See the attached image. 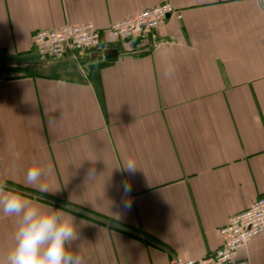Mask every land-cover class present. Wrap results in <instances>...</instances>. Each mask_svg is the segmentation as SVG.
Listing matches in <instances>:
<instances>
[{"label":"crops","instance_id":"0c3cea01","mask_svg":"<svg viewBox=\"0 0 264 264\" xmlns=\"http://www.w3.org/2000/svg\"><path fill=\"white\" fill-rule=\"evenodd\" d=\"M162 2L181 17L105 33ZM65 22L93 23L118 55L39 58L32 33ZM34 161L46 174L29 185ZM0 182L74 217L85 264L218 248V228L264 193V0H0ZM16 224L0 213V264ZM246 246L236 259L264 264V237Z\"/></svg>","mask_w":264,"mask_h":264},{"label":"built area","instance_id":"2783aa9c","mask_svg":"<svg viewBox=\"0 0 264 264\" xmlns=\"http://www.w3.org/2000/svg\"><path fill=\"white\" fill-rule=\"evenodd\" d=\"M180 18L181 14L169 2H162L122 20L112 21L105 29L111 39L130 40L156 30L167 17ZM102 31L91 22H65L56 29H37L32 33L33 47L41 59L61 57L65 54L102 51ZM217 234L220 246L204 257L171 256L167 264H249L247 259H236L237 252L245 249L252 238L264 237V193L247 207L231 214Z\"/></svg>","mask_w":264,"mask_h":264},{"label":"clouds","instance_id":"9594fccd","mask_svg":"<svg viewBox=\"0 0 264 264\" xmlns=\"http://www.w3.org/2000/svg\"><path fill=\"white\" fill-rule=\"evenodd\" d=\"M19 155L15 153L14 158L19 159ZM123 168L134 173L138 167L133 159H128ZM45 174L46 169L34 161L27 170L26 183L37 185ZM89 177H94V170L89 171ZM130 190L125 182V193ZM0 213L17 218L13 246L4 264H85L84 257L73 247L78 239L75 218L63 209L34 204L0 182Z\"/></svg>","mask_w":264,"mask_h":264},{"label":"water","instance_id":"95a60500","mask_svg":"<svg viewBox=\"0 0 264 264\" xmlns=\"http://www.w3.org/2000/svg\"><path fill=\"white\" fill-rule=\"evenodd\" d=\"M117 52L118 51L116 49H114V48H108V49H105L102 52V54H103L104 58H108L109 59V58H115L118 55Z\"/></svg>","mask_w":264,"mask_h":264}]
</instances>
